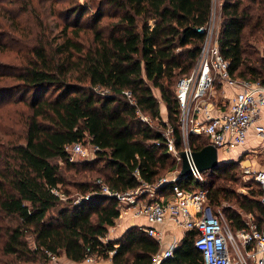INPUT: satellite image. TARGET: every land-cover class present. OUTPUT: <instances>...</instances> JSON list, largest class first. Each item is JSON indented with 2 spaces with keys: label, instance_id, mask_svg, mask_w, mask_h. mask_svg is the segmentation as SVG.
<instances>
[{
  "label": "trees",
  "instance_id": "1",
  "mask_svg": "<svg viewBox=\"0 0 264 264\" xmlns=\"http://www.w3.org/2000/svg\"><path fill=\"white\" fill-rule=\"evenodd\" d=\"M85 1L67 0L58 29L34 14L28 28L35 30L15 38L17 61L0 70V264H46V251L73 262L88 253L109 264H150L159 248L138 225L103 240L120 212L115 199L94 193L62 202L50 188L62 185L64 170L95 172L91 182H74L79 191H95L96 178L122 191L178 166L161 134L169 126L181 150L173 89L195 59L202 39L195 28L207 20L210 0H90L92 10ZM263 40L264 0H221L216 42L231 77L264 82V50L257 47ZM98 87L107 92L98 94ZM188 140L192 151L207 144L192 133ZM73 142L95 146L93 155L69 160L63 146ZM235 162L205 170L198 183L212 206L235 203L222 208L232 230L244 225L242 213L254 216L256 226L264 214L251 177L256 188L245 193L215 184L212 176L230 172ZM188 182L184 176L179 184ZM157 264H202L192 234L184 233Z\"/></svg>",
  "mask_w": 264,
  "mask_h": 264
},
{
  "label": "built area",
  "instance_id": "2",
  "mask_svg": "<svg viewBox=\"0 0 264 264\" xmlns=\"http://www.w3.org/2000/svg\"><path fill=\"white\" fill-rule=\"evenodd\" d=\"M220 2L221 0H210L207 20L195 28L202 34L195 59L188 71L177 77L173 89L178 104L177 128L182 142L181 150L186 154L189 165V173L185 175L189 184H179L184 176L177 179L178 169L171 171L167 176L157 177L151 183L141 182L134 188L122 191L110 189L96 178V190L87 191L72 203L99 193L115 199L120 210L123 206H131L132 215L143 216L148 222L147 226L142 227L143 231L158 243L162 237V229L156 228L154 224L163 225L166 221H171L182 235L186 232L192 234V244L198 251L202 264H264V214L257 226L248 220L247 215V219H243L244 225L230 229L223 214L209 203L206 189L198 185L203 181L204 173L195 169L190 158L191 147L186 143L187 136L192 133L205 136L207 143L215 148L223 147L229 150L245 141L250 125L257 137L264 138V127L258 123L261 107L264 106V82L230 76L228 62L220 54L216 42L219 23L215 22L214 12L217 8L219 14ZM222 84L236 86L237 89L232 95L227 96L222 91L215 95V88ZM95 92L104 94L107 90L98 87ZM123 94L128 102H133L127 90H124ZM220 104L224 106L223 109ZM134 113L140 121L150 125L146 115L138 109H135ZM161 135L166 151L179 163L171 128L165 126ZM63 148L68 159L73 160L75 155L82 158L91 157L95 146L73 142L65 144ZM241 172L258 184V201L264 207V169H253L246 165L242 166ZM133 174L135 175L136 171H133ZM165 184H168L167 188L160 190ZM50 191L60 200L63 199L58 185L52 186ZM157 191L164 194L157 197ZM139 192H146L144 195L147 198L138 199ZM175 245L158 248L152 255L150 264H157L160 259L170 256ZM111 252L112 250L108 253ZM45 253L53 264L73 262L65 260V263H60L57 255L47 251ZM92 259L93 255L86 253L80 262L87 264Z\"/></svg>",
  "mask_w": 264,
  "mask_h": 264
},
{
  "label": "rangeland",
  "instance_id": "3",
  "mask_svg": "<svg viewBox=\"0 0 264 264\" xmlns=\"http://www.w3.org/2000/svg\"><path fill=\"white\" fill-rule=\"evenodd\" d=\"M69 1V0H68ZM73 1V0H71ZM78 2H82L85 0H77ZM67 0H42L37 2V0H28L26 3L23 2H17L15 0H0V70H2L5 67V64L15 63L17 60L15 58V49H14V43H17L15 41V38L22 36V34L29 35V31L33 32L35 28H28V26L33 22V15L39 14L42 16L43 20L46 22L48 27L53 26L52 28L58 29L59 25L62 23L63 15L60 13V10H62L63 6H65ZM86 4L91 5V10L96 5V2H92L90 0L85 1ZM217 4V3H216ZM24 6L25 11L22 13V15L19 17V20L15 19L16 21H12L11 18H16L14 15ZM217 8L214 12L215 22L219 23V14L217 13ZM56 25V27H54ZM15 27L22 30V33H19V31H12V28ZM29 31H28V30ZM28 32V33H27ZM18 39V38H17ZM19 40V39H18ZM20 41V40H19ZM257 47L259 50H264V40L257 43ZM3 83L0 82V84ZM154 94L157 95V92L154 90ZM221 107H224L223 105ZM162 103H160L159 111L161 118L164 117ZM17 125L13 126L12 129H16ZM203 137L202 135H200ZM182 143V142H181ZM186 143L189 144L188 136L186 138ZM84 146H88L87 143L83 144ZM232 154H235L234 151L225 150L223 147H216V157L219 161H230L229 158L232 156ZM250 154V153H245ZM257 154H264V150L262 153ZM82 157L80 156H73V161H80ZM259 159V160H258ZM263 157H257V161L264 165V160H262ZM176 160V159H175ZM176 164L178 166H175V169L179 168L178 161L176 160ZM249 166V162L240 161L239 163L235 162L234 168L226 173V174H219L217 177L212 176V178L215 180V184H219L222 186H226L228 188H232L235 190V192L239 193H245L248 192L247 190H255L256 186L252 182L251 178L249 176L243 175L241 172L242 166ZM172 170V171H173ZM203 174V181L207 178V175H205V172L202 171ZM171 173L165 172L162 173L160 176H167ZM63 183L62 185L58 184V191L61 192V195L63 196L62 202L65 200H69L70 202L78 200L80 195L85 194L87 191L82 192L79 191L75 187L74 182L76 181H92L96 174L93 171H89L86 169H77L76 171L73 170H64L63 171ZM230 176V178H228ZM202 181V182H203ZM200 185V184H198ZM146 192H139L137 194V198L145 199ZM232 206L234 208H237L235 203L232 202V200H220L219 204L214 205L213 207L218 209L222 213V208L224 206ZM127 209V210H126ZM131 212L133 211V208L130 206H123L122 210H120L119 215L115 219V222L113 226L108 228L107 233L111 232L112 228H116L121 224V222L125 218L124 212ZM223 214V213H222ZM247 215H249L248 220L255 223L256 218L250 214L242 213L241 217L245 220L247 219ZM224 216V214H223ZM125 221L121 224L120 228L125 225ZM179 241V240H178ZM0 255V259H1ZM58 260L60 263H65V259L61 256H58ZM107 259H103L101 257H95L93 256V259L90 263L87 264H104ZM250 263V262H249ZM46 264H53V262L49 259H47Z\"/></svg>",
  "mask_w": 264,
  "mask_h": 264
},
{
  "label": "crops",
  "instance_id": "4",
  "mask_svg": "<svg viewBox=\"0 0 264 264\" xmlns=\"http://www.w3.org/2000/svg\"><path fill=\"white\" fill-rule=\"evenodd\" d=\"M215 89H216V91L214 90L216 92L215 95H217V93L219 94V91H222L228 96V95H232V93L236 91L237 87L222 84L220 87L218 86ZM221 106L222 104H220V108L223 109L224 107ZM162 112L164 113V117H165V109H163ZM260 115L261 116L259 117L258 123H261L262 126L264 127V106L261 107ZM263 150H264V138L262 139L257 137L253 132L252 125H250L247 129L245 141L242 144L234 146L233 148L229 149V151H234L235 153L232 154V156H230L229 160L236 161L237 163H239V159H240V161L242 160L246 163L249 162L250 168L264 169V165L257 161V157H261V156L263 157L262 160H264V154H257V153H262ZM245 153H250V154H245ZM156 194L157 197H159L160 195L164 194V192L157 191ZM124 214H125V218L123 221H125L126 224L120 228L121 224L123 223L122 221L121 224H118L119 225L118 227L112 228L111 232L107 233L106 236L103 237V240L117 237L121 233V231H123V229L129 225H138L140 227H144L148 225V222L144 219L143 216L132 215L130 211L129 212L125 211ZM154 225L156 228L162 229V237L159 242V248L161 249L167 247L170 244H176V242H178V240L182 236L180 230L177 227H175L171 221H166L163 225L160 224H154ZM72 264H83V263L79 261V262H72ZM104 264H109L108 260L104 262Z\"/></svg>",
  "mask_w": 264,
  "mask_h": 264
},
{
  "label": "water",
  "instance_id": "5",
  "mask_svg": "<svg viewBox=\"0 0 264 264\" xmlns=\"http://www.w3.org/2000/svg\"><path fill=\"white\" fill-rule=\"evenodd\" d=\"M176 155L179 157V168L177 171V179L181 176H185L189 173V165L186 158V154L182 150L177 151ZM191 161L195 169L199 172L205 170H211L215 168L219 163L225 161H217L216 148L214 145L207 143L198 150H194L190 154Z\"/></svg>",
  "mask_w": 264,
  "mask_h": 264
}]
</instances>
